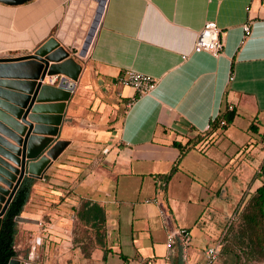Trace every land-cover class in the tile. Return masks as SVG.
Segmentation results:
<instances>
[{
    "label": "crops",
    "instance_id": "crops-1",
    "mask_svg": "<svg viewBox=\"0 0 264 264\" xmlns=\"http://www.w3.org/2000/svg\"><path fill=\"white\" fill-rule=\"evenodd\" d=\"M206 24L221 32L218 56L193 53ZM244 25L249 26L246 34ZM51 37L81 71L56 138L68 145L32 186L20 215L31 223H17L16 258L31 264H178V255L183 264L199 261L204 249L222 238L215 237L216 225L227 222L233 200L238 203L261 185L255 176L264 155L255 149L264 150V0L0 4V57L33 53ZM131 71L153 78L154 89L136 98L132 87L119 83ZM54 77L42 84H55ZM224 106L235 113L231 125L200 140ZM251 133L262 138L260 145ZM175 166L164 187L158 179ZM87 171L86 178L96 176L97 184L87 183L78 194ZM180 173L206 184L215 194L212 201H219L207 218L198 219L211 243L195 247L190 229L181 227L192 237L186 261L177 247H166L167 233L180 228L173 226L169 189ZM143 190L153 199L133 202L132 195ZM82 199L99 204L105 213V237L90 258L72 244L74 210ZM159 224L163 242L155 237Z\"/></svg>",
    "mask_w": 264,
    "mask_h": 264
},
{
    "label": "water",
    "instance_id": "water-1",
    "mask_svg": "<svg viewBox=\"0 0 264 264\" xmlns=\"http://www.w3.org/2000/svg\"><path fill=\"white\" fill-rule=\"evenodd\" d=\"M31 1L0 0V4L21 6ZM80 71L81 66L54 37L33 53L0 57V226L23 179H43L67 147V141L56 138ZM52 76L59 78L56 85L42 84ZM14 221L31 223L21 216ZM8 264L31 263L14 258Z\"/></svg>",
    "mask_w": 264,
    "mask_h": 264
},
{
    "label": "trees",
    "instance_id": "trees-1",
    "mask_svg": "<svg viewBox=\"0 0 264 264\" xmlns=\"http://www.w3.org/2000/svg\"><path fill=\"white\" fill-rule=\"evenodd\" d=\"M137 97H139V94L136 95ZM234 116V111H229L224 106L217 117L209 123V131L200 140L208 139L210 135L217 131H225L233 122ZM222 122H224V125H222ZM254 128L253 124L249 127L251 131ZM173 146L184 152L181 145L177 142H174ZM183 154L181 153V155ZM176 170L177 166L173 167L168 175L160 177L158 181H162L165 187V183ZM255 177L261 180V185L249 196L241 212L240 224L233 240V247H238L239 251L244 252L246 256L249 254L262 257L264 256V166ZM34 182L35 179L33 178L23 179L2 217L0 226V264H8L11 259L18 256L15 250L18 224L14 219L21 215L24 206L29 200ZM74 212L76 217L74 225H82L84 228L81 236L78 230L80 227L78 228L77 225L73 228L72 244L80 247L84 258H90L92 249L101 246V240L105 237L104 210L99 204L82 199ZM228 252H230V249L225 246L221 255ZM107 254L108 251L104 250L103 260L106 259ZM178 264H183L179 255Z\"/></svg>",
    "mask_w": 264,
    "mask_h": 264
},
{
    "label": "rangeland",
    "instance_id": "rangeland-1",
    "mask_svg": "<svg viewBox=\"0 0 264 264\" xmlns=\"http://www.w3.org/2000/svg\"><path fill=\"white\" fill-rule=\"evenodd\" d=\"M239 127H242V125L240 124ZM161 134H162V128L159 127L157 130V136H160ZM252 135L256 139V141L259 143L258 145H260V140L262 138L259 137L257 134H252ZM226 142L222 143L221 148H223L224 146H226V144H228ZM218 144H221V142L216 143L214 146H212V148H216ZM237 149H238L237 147L235 149L233 146V151ZM255 152L260 154L261 157H263L264 155V150L260 147H257L255 149ZM198 153H201V152L199 151ZM219 171L224 173V171L222 170H217V173H219ZM84 173L85 174H83L82 175L83 177H81L80 179L81 181L82 180L83 181L81 182L80 185H78L79 189L75 191L78 194L84 193V188H86V186H89L87 185V183L92 184V185L93 183L97 184L96 176H94L93 178H86L89 171L84 172ZM177 176L178 177H174L169 183V189L171 191L169 192L173 197L170 200V201H173L172 203L170 202L171 203L170 207L172 208V211L170 212V214L172 217L173 226L188 227L190 231L192 232V236L194 238L193 239L194 246L200 248L208 243H211L213 238L206 237L205 233L202 231L201 224H200L201 222H199L198 219L200 218V216H203V218L204 217L207 218V215L209 214L208 211H211L210 210L212 209L211 207L216 208V206H218L219 201L218 200L212 201L213 199H215L214 192L206 190L203 187V186H206V184L204 183L200 184L199 182L195 181L196 179L193 178V176L187 177L186 175L182 173H180ZM222 176L223 174L222 175L220 174L218 175V178H221ZM40 181H42V179ZM45 182H49V180H46ZM163 196L164 195L162 194V197ZM187 198L189 200H187ZM248 198L249 197L243 196L238 203H236L233 200V208H231L232 204H230L229 206L231 209H233V211H232L231 216L227 220V222H223L220 225L218 224V226L216 225V229L218 231L215 237L218 234H220L222 235V239H224V241H222L221 246H220V256L216 264H264V256L262 257H260L259 255L251 256L249 254L246 256L244 252L239 251L238 247L237 248L233 247V240L235 239V234L237 233L238 228H239L238 226L240 224V215H241V212ZM145 199H153V198L147 196L146 191L144 190L142 193H139L137 191L136 194L132 195L133 202L138 203V204L143 203L142 201ZM160 217L163 218L162 215H160ZM159 222H160V219H159ZM77 225L78 224L74 225L73 228H75V226ZM79 227L80 229L78 230L81 236V233L83 232L84 227L82 225H78V228ZM158 228L160 230L155 235V237L159 239L158 241L163 242L164 241V230L162 229V225L159 224ZM225 246L228 249H230V252L222 253L221 255V252Z\"/></svg>",
    "mask_w": 264,
    "mask_h": 264
},
{
    "label": "built area",
    "instance_id": "built-area-1",
    "mask_svg": "<svg viewBox=\"0 0 264 264\" xmlns=\"http://www.w3.org/2000/svg\"><path fill=\"white\" fill-rule=\"evenodd\" d=\"M244 33H248L249 26H243ZM220 30L213 24H206L205 27L197 34L193 46V53H209L213 56H218L223 48V41L221 38ZM186 55H182L181 59L185 60ZM58 77L52 78L51 82L56 83ZM231 80V77L229 78ZM119 83L123 86L132 87L139 95L148 94L155 87L153 78L147 75L139 74L137 72H127L125 76L119 79ZM224 125V122H222ZM147 202H156L147 201ZM222 238L207 246L203 253L202 258L194 264H216L220 256V246ZM192 245V237L190 231L186 228H176L167 233L166 247L172 250L177 247L181 252V257L184 261L187 260L188 250Z\"/></svg>",
    "mask_w": 264,
    "mask_h": 264
}]
</instances>
